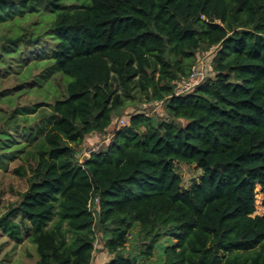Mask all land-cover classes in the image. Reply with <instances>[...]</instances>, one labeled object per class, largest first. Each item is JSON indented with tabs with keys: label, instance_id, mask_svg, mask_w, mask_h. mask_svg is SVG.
<instances>
[{
	"label": "trees",
	"instance_id": "trees-1",
	"mask_svg": "<svg viewBox=\"0 0 264 264\" xmlns=\"http://www.w3.org/2000/svg\"><path fill=\"white\" fill-rule=\"evenodd\" d=\"M32 17L40 20L18 24ZM0 26L14 32L0 37V75H15L5 91L21 89L7 102L20 104L30 87L54 97L35 126L21 127L28 117L17 108L0 117L24 137L0 147V170L17 159L12 172L27 184L0 231L26 237L35 264H91L98 238L106 264H264V213L255 214L257 187L264 196V0H0ZM212 49L214 75L176 93ZM152 102L162 116L133 109ZM126 109L127 125L80 162L85 139ZM175 163L202 174L184 188Z\"/></svg>",
	"mask_w": 264,
	"mask_h": 264
},
{
	"label": "rangeland",
	"instance_id": "rangeland-1",
	"mask_svg": "<svg viewBox=\"0 0 264 264\" xmlns=\"http://www.w3.org/2000/svg\"><path fill=\"white\" fill-rule=\"evenodd\" d=\"M65 5L68 8H75L77 7V5H79V3L77 1L75 2L67 1L65 2ZM39 20L40 19L32 17L27 20L28 21L27 23L19 22L18 24H20V27L28 28L27 25H32ZM13 22L15 23L16 19L11 20L9 22L7 21V23H10V24H13ZM44 24H46V20L41 21V26L43 25L45 27ZM43 26L41 27L40 32H44ZM38 28H39L38 25L33 27V29L35 30H38ZM13 33L14 32L13 30H11L10 26H7V27L0 26V37L7 36ZM20 48L18 47L15 53L18 54L19 52H21ZM213 54H214V49L209 50L202 54H198L194 68L200 71L203 76L202 77L200 76L197 79H195L194 84L198 83L200 80L204 78H208L214 75L212 71V66H211ZM6 58L7 57H5V59ZM33 59L34 58H32L31 60H28V62L26 63V67L27 65L31 64ZM5 61L6 63H8L7 62L8 60H5ZM26 67L23 66L21 68L22 73L26 72L27 69L29 68L27 67L26 69ZM33 73H36V72L34 71ZM12 76H15V75H12V72L0 75V91L2 92V96L0 97V117L5 114L8 115L9 113L12 112V109L17 108L18 117H23L25 115L28 117V121L25 122L24 124L22 123L21 127H23L24 125L26 127L35 126L37 122L40 120V113H41V110H43L42 108L46 107L48 104H51L54 97L49 92H43L44 95L46 96V100L42 99L41 97L37 98V96L39 97L43 95L42 91H38L37 96H35L34 94L35 92H33L35 88L30 87L29 92L24 93V94L22 93L19 96L18 100L20 104L13 103V105L11 106V104L7 102L6 97L8 96L14 97L16 92L21 91V89H18L15 93H11V94L5 91L6 88L13 87L14 79ZM48 79H49V82L58 89H61V86H63L62 81H60L58 77H49ZM45 86L46 84L44 85V87ZM116 90L122 96L124 101L130 99L129 97L123 95V92L120 86L117 85ZM178 93H182V91H179ZM41 102H45L46 106L40 105ZM23 106L27 107V109H31L32 106H36V107L33 111H31V110L22 109L21 107ZM162 107L163 105L159 102H152L149 104L137 103L136 105L133 106V109H137V110L145 109L146 112H148L149 114L151 113L156 116H162ZM21 109L24 111H22ZM45 112L47 113L49 112L47 107H46ZM131 112H133L131 109L123 110L121 116H119L117 119L116 118L113 119L114 125L110 128V130L108 129L105 134H102V135L94 134L86 138L85 141L83 142V146L81 147V150L83 151V147L87 145H92V144H95V142L97 143L99 141L104 140L102 147L97 152L103 149L104 146L109 144V142L112 140V137H113L112 132H111L112 128L114 127L116 128L117 126L120 127L119 120L127 119V117L129 116L128 114H130ZM37 140H39V138H37ZM15 142H21V143L24 142L23 133H21L20 129H17V128L10 130L8 127H4L2 122H0V147H5L8 145L13 146V144L14 145L16 144ZM25 149L29 150V149H33V147L29 148V145H28L27 148ZM20 163L21 162H19L17 159L12 160L10 161L9 169L7 171L0 170V216L4 212H6L9 204H12L18 201L19 193L26 189V186H27L26 180L24 178L18 177L16 174L12 172L13 168H15L16 166H19ZM24 167L27 168L28 166H24ZM175 170L180 175L181 184L184 188H189L192 182L195 180H198L202 174V171L198 169L195 165H185V164L175 163ZM91 208L93 209V207ZM263 213H264V196L260 192V188L257 187L256 196H255V214L263 215ZM13 220L16 222H19L20 220L19 216H14ZM135 231L136 229L134 230V232ZM95 248H96V252L94 253V260L98 259L97 264H104L105 259H106L104 255L105 251L102 250V243L99 240V238L95 243ZM101 253L102 255H100ZM36 259H37V256L35 252V246L26 237H24L22 241L17 242L9 238V236L6 233H1L0 231V264H35ZM155 259L156 257H154L152 260H155Z\"/></svg>",
	"mask_w": 264,
	"mask_h": 264
},
{
	"label": "built area",
	"instance_id": "built-area-1",
	"mask_svg": "<svg viewBox=\"0 0 264 264\" xmlns=\"http://www.w3.org/2000/svg\"><path fill=\"white\" fill-rule=\"evenodd\" d=\"M196 70L195 68L193 69V73L191 75V77L186 80V81H180V82H177V91L176 93H178L179 91H182V93H185V92H188L190 91L193 86L195 85L194 82H195V79H197L198 77H202V73ZM180 94V93H178ZM127 120L126 119H120L119 120V125L120 126H126L127 125ZM103 141H99V142H95V144H92V145H87L85 147H83V151H79V154H78V159L80 162H83L84 160L86 159H89L94 153H96L103 145ZM83 146V144H82ZM81 146V147H82ZM93 203L96 204L97 203V198H94L93 199ZM90 205V204H89Z\"/></svg>",
	"mask_w": 264,
	"mask_h": 264
},
{
	"label": "crops",
	"instance_id": "crops-1",
	"mask_svg": "<svg viewBox=\"0 0 264 264\" xmlns=\"http://www.w3.org/2000/svg\"><path fill=\"white\" fill-rule=\"evenodd\" d=\"M104 253H105V254H104V255H105V258H106L104 264H106V263L110 260L111 256H110L109 254H107L106 252H104ZM100 255H102V253H101ZM102 257H103V256H102ZM102 257H101V258H102ZM97 260H98V259H95V260H94V258H93L91 264H97Z\"/></svg>",
	"mask_w": 264,
	"mask_h": 264
}]
</instances>
